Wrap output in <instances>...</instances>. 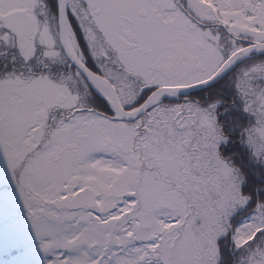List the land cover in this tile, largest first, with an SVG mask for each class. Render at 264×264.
Wrapping results in <instances>:
<instances>
[{
    "label": "snow or ice",
    "instance_id": "6c2138e0",
    "mask_svg": "<svg viewBox=\"0 0 264 264\" xmlns=\"http://www.w3.org/2000/svg\"><path fill=\"white\" fill-rule=\"evenodd\" d=\"M0 264H264V0H0Z\"/></svg>",
    "mask_w": 264,
    "mask_h": 264
},
{
    "label": "rangeland",
    "instance_id": "374dc122",
    "mask_svg": "<svg viewBox=\"0 0 264 264\" xmlns=\"http://www.w3.org/2000/svg\"><path fill=\"white\" fill-rule=\"evenodd\" d=\"M3 257H0V259H2Z\"/></svg>",
    "mask_w": 264,
    "mask_h": 264
}]
</instances>
